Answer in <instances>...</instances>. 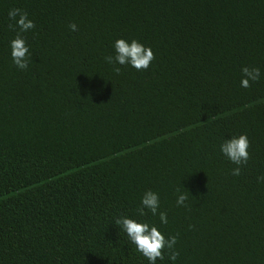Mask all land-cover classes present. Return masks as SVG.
I'll use <instances>...</instances> for the list:
<instances>
[{"label": "trees", "instance_id": "obj_1", "mask_svg": "<svg viewBox=\"0 0 264 264\" xmlns=\"http://www.w3.org/2000/svg\"><path fill=\"white\" fill-rule=\"evenodd\" d=\"M13 8L35 24L25 70ZM117 39L151 48L149 68L116 74ZM245 66L261 73L248 88ZM241 134L234 176L220 146ZM260 177L264 0H0V264H149L119 217L177 237L156 264H264Z\"/></svg>", "mask_w": 264, "mask_h": 264}, {"label": "clouds", "instance_id": "obj_2", "mask_svg": "<svg viewBox=\"0 0 264 264\" xmlns=\"http://www.w3.org/2000/svg\"><path fill=\"white\" fill-rule=\"evenodd\" d=\"M8 17L14 24L9 27L13 30L19 29L16 37L10 42L11 58L15 66L21 70H25L29 64V48L26 46V41L23 38V33L33 29L35 24L28 19V13L19 8L10 9ZM72 31H77V26L73 23L69 25ZM115 55L105 57L107 63L112 64L113 71L119 74L120 67H115L116 64L121 66L130 65L137 71L147 70L151 62L155 59L154 53L149 47H145L137 40H132L130 43L124 39H117L114 43ZM242 79L241 86L248 88L251 82H257L260 79L259 68H249L247 66L241 69ZM250 142L246 134H241L238 137L233 136L231 139L225 140L221 146V152L238 167L232 169V175H240V166L246 165L249 159L248 148ZM259 179L264 180V177ZM179 193V189H177ZM187 195L180 193L177 197V205L185 206ZM159 208L158 194L149 190L146 191L141 199V207L137 209L139 215H145L144 209H148L153 215L157 214ZM160 221L167 224V213H159ZM115 224L123 230L130 242L135 245L136 250L140 252L148 261L149 264H156V261L164 259V250H168V258L175 261L179 256V252L174 250L177 243L176 236H170L167 239L157 229L156 226H150L148 223L137 222L128 217H119L115 220Z\"/></svg>", "mask_w": 264, "mask_h": 264}]
</instances>
